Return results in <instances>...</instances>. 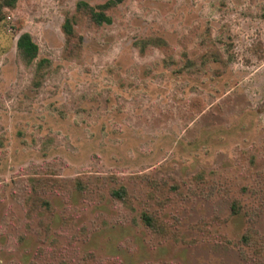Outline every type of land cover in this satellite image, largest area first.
<instances>
[{
	"label": "rangeland",
	"instance_id": "1",
	"mask_svg": "<svg viewBox=\"0 0 264 264\" xmlns=\"http://www.w3.org/2000/svg\"><path fill=\"white\" fill-rule=\"evenodd\" d=\"M81 1L110 0H0V264H264L239 243L264 236V0H122L99 28Z\"/></svg>",
	"mask_w": 264,
	"mask_h": 264
},
{
	"label": "trees",
	"instance_id": "2",
	"mask_svg": "<svg viewBox=\"0 0 264 264\" xmlns=\"http://www.w3.org/2000/svg\"><path fill=\"white\" fill-rule=\"evenodd\" d=\"M19 0H3V7L14 9ZM122 0H110L104 5H100L98 7L91 6L86 2H79V15L84 16L89 25L95 26L96 28L101 27L102 25L108 23L109 19L107 16V12L110 9L115 8ZM63 30L66 35V43L64 46V54L70 55L75 52H80L84 46V37L78 33L75 28V25L71 19H67L65 24L63 25ZM159 42L164 43L166 45V40L158 39ZM163 41V42H162ZM40 47L35 41L34 37L30 33L22 34L17 40V55L20 62L26 67H35V74L32 79V87L34 90H40L44 84L47 75V71L50 69L52 62L48 58L40 59ZM34 183L38 186H47L59 185V181L51 180V179H34ZM153 190L155 185L153 184ZM164 190V189H163ZM55 191V187H53V191ZM50 192V191H49ZM48 192V193H49ZM241 202L237 201L233 204L232 208V216H238L241 214ZM142 219L146 227L157 234L158 236H167L169 232V226L167 222L161 221L154 214L150 212H145L142 215ZM248 228L240 239L239 243L245 247H256L257 255L259 257L264 256V236L260 234V232L256 231L255 228ZM251 229V230H250Z\"/></svg>",
	"mask_w": 264,
	"mask_h": 264
},
{
	"label": "water",
	"instance_id": "3",
	"mask_svg": "<svg viewBox=\"0 0 264 264\" xmlns=\"http://www.w3.org/2000/svg\"><path fill=\"white\" fill-rule=\"evenodd\" d=\"M19 39V38H18Z\"/></svg>",
	"mask_w": 264,
	"mask_h": 264
}]
</instances>
